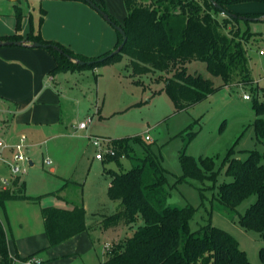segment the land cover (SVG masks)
Returning <instances> with one entry per match:
<instances>
[{"label":"rangeland","instance_id":"obj_1","mask_svg":"<svg viewBox=\"0 0 264 264\" xmlns=\"http://www.w3.org/2000/svg\"><path fill=\"white\" fill-rule=\"evenodd\" d=\"M94 1L118 23H124V0ZM80 2L87 8L85 11L66 0H22L19 4L25 16L22 29L38 34L45 28L47 33L58 36L54 40L92 60L58 74L51 83L55 94L52 100L60 103L57 114L64 124L42 131L32 125L21 132L27 138L26 156L33 163H22L26 173L21 179L26 183L25 195L38 198V202L0 204V219L8 239L12 244L13 240L28 244L34 237L32 256L45 264L106 262L116 245L143 225L139 219L131 226L101 228L102 219L120 207V202L111 201L107 195L112 172L134 169L149 153L165 170L166 205L195 209L189 223L191 231L206 225L218 227L239 243L251 264H263L259 252L264 248V238L256 230L240 225V217L256 201V195L234 210L221 204L218 197L220 185L231 181L223 166L230 151L231 159L241 160L257 151L264 163V142L257 139L253 127V103L255 99L264 101V21L249 22L250 30L258 34L248 44L252 83L224 86L221 77L209 73L206 63L193 61L187 65L188 74L211 80L216 91L200 103L178 111L164 91L166 78L172 74L133 76L130 59L124 54L112 64L101 63L116 50L118 31L90 4ZM16 13L13 1L0 0V33L16 31ZM245 94L251 99L245 100ZM12 118L0 109L1 126L12 122ZM82 122H87L85 129L80 128ZM96 137L126 139L130 150L112 161L103 152L104 159L98 160L99 150L92 143ZM12 154L9 150L5 156L11 158ZM183 155L198 162L205 158L214 160L218 173L215 185L209 179L180 181L184 175ZM152 176L149 173L147 178ZM0 177L11 178L5 164L0 166ZM74 203L84 204L89 230L73 241L48 248L42 209H71Z\"/></svg>","mask_w":264,"mask_h":264},{"label":"trees","instance_id":"obj_2","mask_svg":"<svg viewBox=\"0 0 264 264\" xmlns=\"http://www.w3.org/2000/svg\"><path fill=\"white\" fill-rule=\"evenodd\" d=\"M11 1L15 3L17 12L16 33L0 37V40H23L20 32L25 16L19 6L22 0ZM76 1L86 3L85 0ZM92 1L107 13L105 8ZM214 1L223 10L217 9L211 0H124L126 17L123 24L107 14L112 23L125 31L127 41L120 53L101 63L112 64L124 54L130 59L133 76L155 72L172 74V77L166 78L164 91L178 111L200 103L216 91L211 80L188 74L187 65L193 61L206 63L209 73L221 77L224 86L251 84L248 44L258 34L250 30L249 21L230 16V13L237 14L230 10L231 6L249 0ZM118 36L117 48L123 42L119 32ZM25 40L49 45L45 50L57 64L51 71L52 76L80 67L66 55L84 62L92 60L58 41L44 40L39 33L35 35L30 32ZM52 46L59 47L64 54ZM253 110L256 115L253 123L256 137L264 142V101L255 99ZM112 147L114 155L106 156L109 161L118 160L130 150L126 139L112 141ZM230 156L232 151L228 153L223 166L231 181L220 185L218 201L234 210L256 195V201L240 217V225L256 230L264 238L263 156L257 151L250 152L244 160L231 159ZM181 160L184 175L180 181L199 179L204 182L209 179L215 185L218 173L214 160L205 158L198 162L187 155H183ZM149 173L153 175L150 179L147 178ZM165 182V170L159 160L149 153L134 169L125 173L112 172L107 195L111 201L120 202V207L116 213L102 219L101 228H118L122 224L131 226L139 219L143 225L116 245L109 259L100 264H251L239 243L224 230L206 225L196 232L191 231L189 223L195 209L167 206L163 191ZM9 201L37 203L38 198L25 195V182L17 177L10 189H0V204L5 206ZM42 216L48 248L89 230L83 204H77L72 209L44 208ZM259 256L264 264V248ZM14 259L0 219V264H14Z\"/></svg>","mask_w":264,"mask_h":264},{"label":"crops","instance_id":"obj_3","mask_svg":"<svg viewBox=\"0 0 264 264\" xmlns=\"http://www.w3.org/2000/svg\"><path fill=\"white\" fill-rule=\"evenodd\" d=\"M253 2L256 4H251ZM66 3L79 7L83 11L87 9L80 1L66 0ZM250 7L253 8L250 10ZM230 10L240 15L262 16L264 15V0H249L247 2L236 3L230 7ZM15 33L16 31H11V33L2 32L0 33V37L13 36ZM27 33V29H22V32H20L24 39L27 38L29 34ZM39 34L44 40L56 41L58 39L57 35L47 33L45 28L40 30ZM56 66L55 59L45 49L15 46L0 47V109L13 117L12 122L10 121L9 124L0 125V139L6 142L7 145H16L22 137L26 138L21 132L24 129H30L32 125H36L37 129L42 131L43 129L64 124L59 114H57L61 108L60 103L52 100L55 94L54 90L51 89V83L55 82L58 74L52 76L51 71ZM26 149L28 150L27 146ZM28 160L30 165H33L29 158ZM24 202L28 203L27 201ZM75 205L77 204L74 203L73 207ZM78 236L80 235L64 243L73 241ZM33 241L34 237L28 243L29 245L23 243L17 244L15 240H13L14 244H12L11 240L8 239L11 256L19 258L32 256L34 254Z\"/></svg>","mask_w":264,"mask_h":264},{"label":"built area","instance_id":"obj_4","mask_svg":"<svg viewBox=\"0 0 264 264\" xmlns=\"http://www.w3.org/2000/svg\"><path fill=\"white\" fill-rule=\"evenodd\" d=\"M263 54V52H260ZM245 100H250L251 97L248 94H245L243 96ZM87 127V122H83L80 124L81 129H85ZM147 140L150 138L147 137ZM25 137H22L20 142L16 145L9 146L5 144L3 141H0V166L2 164H5L6 168L10 171L11 178H5V177H0V189L1 190H7L10 189L12 186L13 181L17 178L20 177L22 174L26 173V169L23 168L22 163L28 162V158L25 153ZM92 143L93 145L99 150V153L97 154L96 158L98 160H103L104 159V154H109V155H114V150L112 147V141L109 139H104V138H92ZM11 150L13 152L12 157L8 158L5 156L6 151ZM15 262L14 264H45V262L36 257V256H29L26 258H19V257H14Z\"/></svg>","mask_w":264,"mask_h":264},{"label":"water","instance_id":"obj_5","mask_svg":"<svg viewBox=\"0 0 264 264\" xmlns=\"http://www.w3.org/2000/svg\"><path fill=\"white\" fill-rule=\"evenodd\" d=\"M88 4H90L93 8H95L97 11L100 12V14L104 17V19L106 21H108L112 26H114V28L122 35L123 37V42L121 43V45L110 55L113 56L115 54H118L122 51L126 41H127V36H126V33L125 31L122 29L121 26H117L115 25L114 23H112V20L111 18L109 17V15L105 12H103L101 10L100 7H98L92 0H85ZM211 2L214 4V6L219 9V10H223V8L218 5L214 0H211ZM230 16L232 18H238L239 20L241 21H249V22H254V21H264V15L262 16H259V17H246L244 15H240L238 16L237 14H231L230 13ZM12 46H15V47H23V48H41V49H46L49 47V45H46V44H42V43H39V42H33V41H29V40H16V41H6V40H0V47H12ZM53 49H55L57 52H59L60 54H64L63 51L57 47V46H52ZM66 55V54H65ZM67 58L73 62L74 64L76 65H85L86 62L84 61H81L79 59H75L73 57H70L68 55H66Z\"/></svg>","mask_w":264,"mask_h":264}]
</instances>
